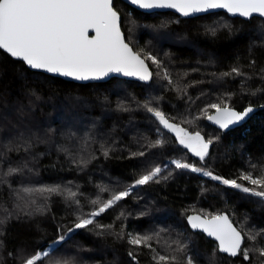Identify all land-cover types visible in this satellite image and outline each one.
Instances as JSON below:
<instances>
[{"label": "trees", "instance_id": "obj_1", "mask_svg": "<svg viewBox=\"0 0 264 264\" xmlns=\"http://www.w3.org/2000/svg\"><path fill=\"white\" fill-rule=\"evenodd\" d=\"M114 5L134 50L141 56L149 52L162 62L158 67L146 60L153 72L149 83L118 77L105 82L68 81L31 70L0 49V180L7 181L0 183V264H20L21 250L30 256L52 244L50 256L69 264H156L152 258L157 253L177 255L181 261L191 255L197 264H207L217 243L189 228L190 213L211 217L227 212L245 233L264 229L260 197L202 172L177 169L173 163L180 160L224 179L264 171V18L230 17L223 11L183 18L172 11L143 12L122 0ZM212 27L215 34L208 31ZM233 68L243 75H224ZM211 103L238 110L254 105L259 110L243 125L224 129L208 122L215 110L208 107ZM145 104L211 139L204 160L181 147ZM158 139L164 145L152 147ZM25 162L21 173L3 175ZM156 166L163 170L158 183L133 187L140 175ZM44 185L82 193L76 198L79 203L66 198V193L47 199L21 193L35 203L23 212L15 208L13 190ZM129 188V196L95 217L93 225L74 228L98 208L92 200L104 202ZM8 212L13 215L5 219ZM96 223L112 227L102 230ZM155 232L159 240L150 242L155 251L129 243L130 234ZM184 244L185 251H177ZM262 246L264 236L256 241L246 238L242 248L249 249V260L216 252L217 264H259L264 257L255 249Z\"/></svg>", "mask_w": 264, "mask_h": 264}, {"label": "snow or ice", "instance_id": "obj_2", "mask_svg": "<svg viewBox=\"0 0 264 264\" xmlns=\"http://www.w3.org/2000/svg\"><path fill=\"white\" fill-rule=\"evenodd\" d=\"M131 3L142 9H175L183 16L224 9L228 13L238 14L245 18H251L254 14L264 17V0H131ZM217 27H228V25L218 24ZM90 30L94 32V35H89ZM208 31L215 34L216 28H209ZM0 49L10 54L11 57L23 61L31 69L45 70L80 81L99 80L112 73H121L147 81L151 79L152 73L145 61L150 60L158 67L162 66V62L156 56L145 52L142 57L140 52L133 51V48L126 42L124 33L121 31L120 14L113 6V0H0ZM232 74L243 75L238 68H233L230 73L224 75ZM164 77L169 84L173 83L167 69H164ZM176 87L177 91H183L179 85ZM119 107L122 110H128L123 104ZM144 107L156 117L164 128L176 134L179 145L189 149L200 160H204L208 155L209 146L213 143L211 139L205 140L200 132L191 133L187 129L171 123L165 114L157 108L149 107L147 104ZM208 107L215 109L216 114L207 116V119L214 121L221 128H228L229 125L243 120L253 111L251 107H248L245 111L238 112L229 107H222L221 103H211ZM164 143L163 140L158 139L152 144V147L163 146ZM107 154L108 149H105L104 155ZM138 155L143 156L144 153L140 152ZM79 163L84 164L85 161L81 160ZM173 163L177 169L202 172L205 176L221 181L224 185L264 200V171L256 176L251 171L242 173L237 179L250 185L245 186L244 183H238L237 179L214 176L210 171L183 163L180 160L173 161ZM26 167V162L15 168L9 167L3 175L21 173ZM162 171L159 166L151 168L150 171L135 180L133 187L146 185L149 182L158 183ZM163 179H167V177H163ZM0 183H7V181L0 180ZM9 187L11 186L9 185ZM130 191L131 188L120 191L104 202L99 198L92 200L91 203L98 205V208L86 218H80L74 228L83 229L93 225L95 217L112 208L118 201L128 197ZM21 193L29 195L38 193L45 199L51 194L65 195L66 193V198L77 204L79 203V200L76 199L77 196L82 195V193L72 191L71 188H62L60 185L13 190V195L17 198L15 208L21 212L30 203H35L34 200H26ZM12 215V212H8L5 219ZM120 216H124V213L121 212ZM188 220L192 228L202 229L209 237H214L218 242L213 253L206 257L207 264H217L216 252L228 254L231 257L241 256L247 261L250 259L249 249L242 248L245 239L256 241L257 237L264 236V229L248 233L237 229L229 217L223 214L212 215L210 218L194 215L188 217ZM96 227L103 230L112 226L96 223ZM68 231L71 232L73 229ZM116 235L120 237L121 233ZM64 239L63 235L59 237L60 241ZM154 239L159 240V232L143 235L130 234L129 243L155 251L150 243ZM2 243L3 241H0V245ZM186 248L187 245L184 244L179 246L177 251L183 253ZM255 250L259 253V257H264V246L257 247ZM130 255L135 259L134 254L130 253ZM18 259L20 264H38V262L39 264H69L66 259L50 256L47 251L25 256L21 250ZM152 259L156 264H197L191 255L181 261L177 255L157 253ZM259 264H264V259L259 260Z\"/></svg>", "mask_w": 264, "mask_h": 264}, {"label": "water", "instance_id": "obj_3", "mask_svg": "<svg viewBox=\"0 0 264 264\" xmlns=\"http://www.w3.org/2000/svg\"><path fill=\"white\" fill-rule=\"evenodd\" d=\"M122 1H124L125 3H127V4H129L130 6H132V7H134V8H136V9H138V10H140V11H143V12H147V13H152V12H161V11H172V12H174V13H176V14H178V15H180L181 17H183V18H192V17H197V16H201V15H205V14H209V13H214V12H219V11H223V12H226V13H228L226 10H224V9H216V10H210V11H208V12H203V13H196V14H193V15H190V16H183L181 13H179L178 11H176L175 9H142V8H140L139 6H137V5H134V4H132L131 3V0H122ZM115 0H113V6L115 7ZM117 10V9H116ZM118 11V10H117ZM119 12V11H118ZM119 14H120V25H121V31L124 33V31H123V29H122V16H121V13L119 12ZM228 15L230 16V17H239V18H242V19H249V18H245V17H242V16H239L238 14H236V15H234V14H231V13H228ZM260 17L258 14H254L253 15V17ZM253 17H251V18H253ZM264 18V17H263ZM89 35L91 36V35H94V32L93 31H91L90 30V32H89ZM124 36H125V33H124ZM125 39H126V36H125ZM126 42H128L127 40H126ZM129 43V42H128ZM129 45H130V47H132V45L129 43ZM133 48V47H132ZM2 50V49H1ZM4 51V50H3ZM133 51H135L134 50V48H133ZM5 52V51H4ZM8 54V53H7ZM8 55H10V54H8ZM143 57V56H142ZM13 58V57H12ZM13 59H16V60H19V59H17V58H13ZM145 63L148 65V68H149V71L152 73V76H151V79L150 80H147V81H144V80H141V79H139L138 77H132V76H125V75H123V74H121V73H112V74H109L107 77H104L103 79H99V80H87V81H80V80H76V79H74V78H72V77H65V76H62V75H60V74H56V73H49V72H47V71H45V70H40V69H31L29 66V68L31 69V70H34V71H39V72H43V73H45V74H48V75H51V76H55V77H61V78H63V79H66V80H68V81H73V82H78V83H91V82H105V81H108L109 79H111V78H114V77H118V78H125V79H128V80H134V81H139V82H142V83H149V82H151V80L153 79V72H152V69H151V67H150V65H149V63L147 62V61H145ZM222 107H229V108H231V109H233V110H235V111H238V112H243V111H245L248 107H251L252 109H253V111L252 112H250L243 120H241V121H238V122H236V123H234V124H231V125H229V127L228 128H224V129H233V128H236V127H238V126H241V125H243L244 123H246L258 110H259V108L257 107V106H254V105H249V106H247L246 108H244L243 110H238V109H236V108H234V107H230V106H222ZM216 113H215V110L210 114V115H215ZM171 123H174V124H177V123H175V122H173V121H171V120H169ZM208 122L210 123V124H212V125H214V126H216V127H219V128H221L218 124H216L214 121H211V120H208ZM178 125V124H177ZM162 127H163V125H162ZM164 128V127H163ZM167 132H169V133H171L175 138H176V134L174 133V132H172V131H170L169 129H166V128H164ZM187 131H189V130H187ZM189 132H191V131H189ZM191 133H195V132H191ZM201 134V136H203L204 137V135L202 134V133H200ZM205 138V137H204ZM176 140H177V138H176ZM205 140H207L206 138H205ZM178 141V140H177ZM181 147H183V146H181ZM211 147H212V144L209 146V150H208V153L210 152V150H211ZM184 148V147H183ZM185 149H187V148H185ZM190 153H192L194 156H196L193 152H191L189 149H187ZM197 157V156H196ZM223 215H227L228 217H229V219H230V221L232 222V224H233V226L234 227H236L237 229H239L237 226H236V224L231 220V218H230V216H229V214L227 213V212H223L222 213ZM194 215H198V216H201V217H208V216H206V215H203L202 213H199V212H193V213H190L188 216H187V218H186V222H187V224H188V226H189V228L192 230V231H195V232H201V233H203L204 235H206L208 238H210V239H212V240H214L217 244H218V242L215 240V238L214 237H209L205 232H203V230L202 229H194V228H192L191 227V224L189 223V220H188V217H190V216H194ZM208 218H210V217H208ZM240 230V229H239ZM243 246V245H242ZM224 254V253H223ZM228 255V254H227Z\"/></svg>", "mask_w": 264, "mask_h": 264}, {"label": "rangeland", "instance_id": "obj_4", "mask_svg": "<svg viewBox=\"0 0 264 264\" xmlns=\"http://www.w3.org/2000/svg\"><path fill=\"white\" fill-rule=\"evenodd\" d=\"M175 161H176V160H175ZM53 245H54V244L50 245V246H49L48 248H46L44 251H47V252H48L49 250H51V249L53 248V247H52ZM44 251H42V252H40V253H43Z\"/></svg>", "mask_w": 264, "mask_h": 264}]
</instances>
